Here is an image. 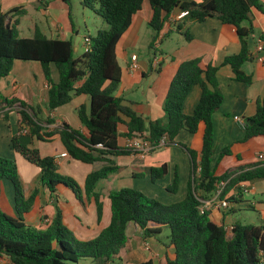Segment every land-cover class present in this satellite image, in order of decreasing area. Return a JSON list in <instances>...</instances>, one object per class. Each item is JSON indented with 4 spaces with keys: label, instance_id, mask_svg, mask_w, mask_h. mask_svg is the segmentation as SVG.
I'll list each match as a JSON object with an SVG mask.
<instances>
[{
    "label": "trees",
    "instance_id": "obj_1",
    "mask_svg": "<svg viewBox=\"0 0 264 264\" xmlns=\"http://www.w3.org/2000/svg\"><path fill=\"white\" fill-rule=\"evenodd\" d=\"M52 0H38L37 8H46ZM68 5V15L72 31L71 0H62ZM150 8L148 25L152 29L149 49H154L158 35L174 10H187L183 21L201 22L208 17H216L223 24L233 26L239 38V49L228 54L222 65H229L235 80L251 83L243 64L252 60L247 37L252 33L251 25H243L249 19L251 8L264 12L261 0H80V5L94 11L107 24V28L89 35V47L80 56H74L73 39L51 38L35 28L30 36L18 35V17L22 7H12L0 12V80L9 74L15 60L39 62L47 85V97L43 106L32 107L24 100L6 98L0 94V114L3 104L18 102L19 128L27 129L31 137L28 145L19 140L22 133L13 135L11 146L24 159L39 168L38 182L52 195L54 214L44 228L26 222L24 214L33 206L38 189L33 188L24 194L23 182L13 159L0 156V200L4 196L3 180H9L14 189V212L4 210L0 203V256H5L11 264H80L90 260L91 264H120L115 258L127 242L126 228L133 223L143 230L145 236L161 232L163 226L169 228L166 244L173 249V255L164 256L163 264H263L264 223H232L226 231L223 223L217 224L209 211L199 208L198 198L208 199L223 182L221 198L236 201L231 190L242 193V182L264 179V160H253L238 165L235 169L226 168L217 172L224 157L239 162L254 153L251 150L239 151L237 144H246L254 138H264V96L256 100L253 115L244 121L243 137L225 145L212 166L214 147L213 113L220 107L223 94L218 83L219 65L204 63L200 57L182 61L171 79L162 105L163 116L148 119L132 110L115 95L118 88L121 67L117 61L116 46L132 23V17L141 11L144 3ZM171 21H169L170 23ZM181 28L179 22L162 36ZM189 39L187 31L184 32ZM52 67L57 79L52 78ZM193 85H199L201 93L191 114L183 112V103ZM85 94L90 98L89 106L80 105L75 111L86 134L71 128L63 122L53 124L50 117L41 118L42 108L53 111L69 103L73 95ZM121 116L127 118L123 121ZM6 117V114H3ZM124 123L126 131L121 134L118 125ZM203 124L200 146L197 149L175 141L181 130L193 135ZM143 137L157 144L166 136L165 146H179L190 159V176L183 199L169 204L146 196L142 191L121 187L108 194L110 220L99 233L90 239H80L64 221L63 207L55 194L58 186L72 190L76 199L84 206L94 202L96 218L102 217L103 204L95 190L99 180L119 169L107 155L132 154L128 147L118 145V137ZM57 136L71 159L82 163L105 161L106 165L91 171L83 184L67 174L58 171L59 166L52 155H41L33 146V140L51 141ZM101 144V148L95 147ZM167 172L166 163L149 166L145 172L133 173L134 177L147 176L152 182L163 178ZM178 188V175L174 171L172 182L166 190L175 193ZM3 200V199H2ZM139 264H153L151 260Z\"/></svg>",
    "mask_w": 264,
    "mask_h": 264
},
{
    "label": "crops",
    "instance_id": "obj_2",
    "mask_svg": "<svg viewBox=\"0 0 264 264\" xmlns=\"http://www.w3.org/2000/svg\"><path fill=\"white\" fill-rule=\"evenodd\" d=\"M37 1L38 0H0V12L7 11L16 6L22 7L23 14L19 15L18 24L22 16H29L31 21L30 35L33 34L35 28H39L40 31L48 37L67 39L65 34L70 31L72 37H78V42L81 40V37L78 36L79 31L77 33L72 31L68 15V5L64 1L52 0L45 9L37 8ZM261 1L264 4V0ZM178 12V10H174L170 16L174 17ZM149 14L150 8L148 3L145 2L142 10L133 15L130 27L117 43L116 56L121 67V77L115 95L120 97L122 102L128 105L137 114L152 120L158 119L164 114L162 105L169 83L178 65L182 61L200 57L204 63L211 62L214 65H219L217 78L223 94V100L220 107L212 115L215 147L212 166H214L220 150L225 145L236 142L243 137V127L234 117L238 116L245 121L248 116L254 114L256 100L264 96V50H256L258 40H264V12L251 8L249 19L243 23L245 26L251 25L253 29L252 33L247 37L249 49L253 58L251 61L244 63L242 67L243 71L251 76L252 81L249 84L235 80L230 66L221 64L226 55L238 51L239 38L233 26L223 24L216 17H208L201 22H189L186 20L183 21V19H173L170 23L167 21L158 35L157 41L154 44V49H150L152 55L148 58H143L139 51H136V46L139 41L138 34L141 28L145 24L148 25L147 21ZM39 15L42 16V19H39ZM179 22L181 23V28L174 32H180L183 38H176V43L165 42L166 50H164L162 48V44L164 45L162 42L164 38L162 36L169 27L175 28ZM46 29L51 35L47 34ZM185 31H187L190 37L189 39L186 38ZM53 34H55V37ZM83 39L85 42V38ZM132 55L136 56V68H132L131 66L134 62ZM17 66H21L20 70L22 71L25 66H28V68L32 67V70L27 68L25 71H27L28 76H22L14 70ZM51 75L54 80L57 79V74L53 67ZM200 93V86L193 85L183 103V112L185 114L192 113ZM0 94L8 99L17 98L24 100L32 107L38 105L43 106L47 97V85L40 63L36 61L15 60L9 74L0 80ZM82 104L89 106V96L85 94L73 95L69 103L57 107L53 111H47L42 108L40 116L41 118L50 117L55 120V123L47 125L48 130L65 122L71 128L86 134L87 132L78 120L75 111V109ZM19 108L18 102L14 105L3 104L0 114V128H5L6 148L11 150L12 156L19 157L20 159L22 157L21 160L34 165L24 159L18 152H15L11 146L12 136L21 132L19 128ZM3 114H6V117H3ZM121 118L123 121L127 120L125 116H121ZM13 125H17L16 131H14ZM118 130L121 134L126 131L124 123L118 125ZM202 132L203 124L201 123L199 124L196 135L186 130H181L176 135L175 141L197 149L200 146ZM1 134L2 132L0 131V135ZM127 139L128 138L123 135H120L118 137V145L124 147ZM35 141L36 140H33V143H35ZM37 142L43 144L49 143L51 147L39 144L37 148L41 155L54 156L59 169H61L64 174L72 176L78 184L81 185L88 173L98 170L107 164L105 161L80 163L79 161L71 159L68 155L61 156L60 154L64 153L65 150L57 136H54L51 141L48 142ZM236 149L239 151L248 149L254 153L251 157L239 162L233 161L231 157H224L218 164L217 172L220 173L226 168L230 170L235 169L240 164L256 160L258 152H264V138H254L246 144L238 143ZM107 157L110 158L119 169L110 173L106 178L99 180L96 184L95 190L100 194V199L103 204L102 217L99 222L96 218L94 202L86 206L82 205L76 199L72 190L67 189L63 185H59L55 193L58 197V203L63 207L65 223L73 231L74 235L80 239L93 238L109 223L110 202L107 196L113 189H119L134 183L135 187H133L135 189L154 194L153 189L158 187L153 186V184L160 183L159 181H166L162 185V187L166 189V186L172 182L174 171H176L178 175V188L175 193L169 192L174 199L167 202L178 201L186 195V186L191 168L190 159L177 145L154 148L144 157L133 154L107 155ZM162 163H166L167 172L163 178L158 179L156 182H152L147 176H133V173L145 172L147 167L155 166L154 164L160 165ZM34 166L37 170L33 168V170L30 171L31 174L30 172L28 173L29 176H26V179H24L26 182L21 178L25 195L31 192L33 188L39 190L32 208L24 214V218L27 223L33 226L34 220H38L36 221L38 223H35V225L44 228L54 214V206L52 204V195L38 182L39 168L36 165ZM4 180L7 181V179ZM263 180L264 179H256L254 181L242 182L239 186L241 190L255 189V184ZM10 184L13 191L11 195L13 202L3 196V200L1 199L0 203H4V209L7 212L13 213L14 189L11 182ZM60 195H62L64 199ZM162 195L164 200L168 198L165 194ZM230 195L236 196L237 200L235 202H242V194L237 195L236 190H231L227 196ZM229 202L230 206L228 209H217L215 206L210 208L209 216L217 224H221L222 222L233 223L235 221L231 215V211L234 209V201ZM29 213H31L32 216L30 217V221H27V215ZM262 217L264 220V213ZM130 227L132 228L128 232V228ZM126 235L127 242L115 258L120 264H139L146 260H151L153 264H163L166 253L170 256L173 255L172 247L167 246L160 241L159 238L155 237V235L145 236L143 230L136 225H128L126 228ZM146 246H148V248H146ZM80 264H91V261L82 260Z\"/></svg>",
    "mask_w": 264,
    "mask_h": 264
},
{
    "label": "rangeland",
    "instance_id": "obj_3",
    "mask_svg": "<svg viewBox=\"0 0 264 264\" xmlns=\"http://www.w3.org/2000/svg\"><path fill=\"white\" fill-rule=\"evenodd\" d=\"M72 2V6H71V20L74 24V28L78 29L79 31V35L81 37V40H79V42L77 41L78 37H72L70 31L66 32L65 36L67 37V39L69 37H72L73 39V44L74 47H76V49L74 50V56H80L83 51L85 50V42L83 38H86L89 40V35L90 36H95L97 30L99 29H105L107 28V24L106 22L99 16L96 15L94 13V11H92L89 8L86 7H82L79 3V0H71ZM36 15V14H35ZM38 16V15H37ZM42 19V16L39 15V19ZM30 19L29 16H22V18L20 19V23L18 24L17 28H18V35L20 36H29L31 33L30 30ZM47 34L51 35V33L46 29ZM55 37V34H53ZM138 44L136 46V51H139L140 55L144 58V57H149L152 55V52L150 49H148V43L150 41L151 35H152V29L149 27V25H144L141 30L140 33L138 34ZM163 43L162 44V48L164 50H166V46H165V42H173L176 43L177 39L176 38H183L182 34L180 32H171L169 35L164 36L163 37ZM77 42V43H75ZM168 51V50H167ZM28 68V66L24 67V70H20V67H15L14 70H16L19 75L22 76H28L27 71H25ZM29 70H32V67L28 68ZM17 74V75H18ZM46 123H44V126L47 128ZM1 126V124H0ZM13 129L14 131H16L17 129V125H13ZM0 131L2 132V134L0 135V156L3 157H7L10 159H13L16 163L19 175L21 176V178L23 179V181H25L24 179H26V176H29V172L31 170H37V168L34 165L28 164L25 161L21 160L19 157H13L11 150H8L6 148V140H5V128L2 127L0 128ZM39 144H42V146H49L51 147V145L49 143H38L37 141H35V143H33V146L35 147H39ZM81 163V162H80ZM155 166L157 164H154ZM89 166V165H88ZM91 166V165H90ZM89 168V167H88ZM58 171L62 174H64L61 169H58ZM39 172V170H38ZM31 174V172H30ZM36 177V176H35ZM26 182V181H25ZM160 183L157 184H153V186L158 187V188H154V194H149L147 192H143L146 196L151 197V198H155L158 199L159 201L169 204L172 202H167V201H172L174 199V197H171V193H169L165 188L162 187V185L166 182V181H159ZM222 182V181H221ZM220 183V182H219ZM135 184L132 183L129 186H125V187H131L134 188ZM3 187H4V198L8 199L9 201L13 202V198L11 197L12 195V187L10 182L7 180L3 181ZM222 186V184L218 185V188H220ZM67 188V187H66ZM69 189V188H67ZM114 190V189H113ZM165 194L166 196H168V198L166 200L163 199V195ZM242 202H234V209L231 211V215L232 218L235 221H239L243 224H248V223H253V224H262L264 223V220L262 219L263 217V213H264V180L261 181L258 184H255V189H248V190H242ZM61 197H63L62 195H60ZM64 199V197H63ZM183 199V198H182ZM181 200V199H180ZM179 201V200H178ZM176 202V201H173ZM2 208L4 209V203H1ZM5 210V209H4ZM34 211V210H33ZM31 213H29L27 215V221H30V217H31ZM38 221V220H36ZM34 220V226L38 227L37 225H35V223L37 224L38 222H36ZM48 223V222H47ZM224 223V222H223ZM128 225L130 226H135L133 223H129ZM41 228V227H38ZM132 227L128 228V232L130 231ZM169 228L167 226H163L161 232L154 234L155 237L159 238L160 241H162L163 243L167 244L168 240H169ZM262 262L264 264V257H262ZM0 264H11L10 261L5 257V256H0Z\"/></svg>",
    "mask_w": 264,
    "mask_h": 264
},
{
    "label": "built area",
    "instance_id": "obj_4",
    "mask_svg": "<svg viewBox=\"0 0 264 264\" xmlns=\"http://www.w3.org/2000/svg\"><path fill=\"white\" fill-rule=\"evenodd\" d=\"M187 14H188L187 10H180L174 17L170 16L168 18V21H172L173 19H176V20L182 19ZM88 47H89V40L85 38V50H87ZM256 50L257 51H263L264 50V40H262V39L258 40V42L256 44ZM132 59L134 62L131 66H132V68H136V66H137L135 63L136 56L132 55ZM234 119L237 120L241 124V126L243 127L244 121L241 118H239L238 116H235ZM26 132H27L26 128L21 130L22 134H26ZM166 141H167V139H166L165 135L162 136L159 139V141L157 142V144H155V145L143 137L128 138L126 140L124 147L130 148L133 152L132 153L133 155H137L139 157H144L146 154L149 153L150 150L157 148V147L165 146ZM95 147L101 148L102 145L99 143V144H96ZM60 155L66 156V153L64 152V153H61ZM257 158L259 160H264V152H258ZM219 184H222V186H223L224 183L220 182ZM221 190H222V187H220V188L217 187L216 191L208 199L198 198V200L200 202L199 208L201 210H206V211H209L210 208H212V206H215L217 209H228L230 206V202L227 198H221L220 197ZM223 226H224L226 231H230L232 229V223H225L224 222ZM146 248H148V246H146Z\"/></svg>",
    "mask_w": 264,
    "mask_h": 264
},
{
    "label": "water",
    "instance_id": "obj_5",
    "mask_svg": "<svg viewBox=\"0 0 264 264\" xmlns=\"http://www.w3.org/2000/svg\"><path fill=\"white\" fill-rule=\"evenodd\" d=\"M77 41H78V38H77ZM75 43H77V42H75ZM74 49H76V47H74ZM19 140L22 144L28 145L31 141V137L27 134H22L20 136Z\"/></svg>",
    "mask_w": 264,
    "mask_h": 264
}]
</instances>
